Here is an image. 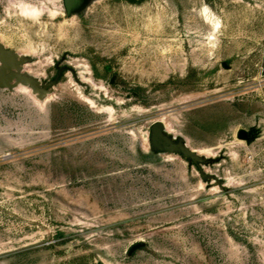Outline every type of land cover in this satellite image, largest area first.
<instances>
[{"label": "rangeland", "instance_id": "374dc122", "mask_svg": "<svg viewBox=\"0 0 264 264\" xmlns=\"http://www.w3.org/2000/svg\"><path fill=\"white\" fill-rule=\"evenodd\" d=\"M63 4L0 0V264H264V0Z\"/></svg>", "mask_w": 264, "mask_h": 264}, {"label": "water", "instance_id": "95a60500", "mask_svg": "<svg viewBox=\"0 0 264 264\" xmlns=\"http://www.w3.org/2000/svg\"><path fill=\"white\" fill-rule=\"evenodd\" d=\"M74 0H64V9L66 12H69ZM0 86L6 87L11 86L12 81L15 79L18 82L25 83L29 85L34 91H38L43 93L44 88H41L37 82V80L27 74H21L18 69L20 68V61L15 56V53L5 49L0 45ZM14 69V71H10ZM164 130V126L161 121L156 120L152 123L150 127V141L151 146L153 148L162 149L168 152H178L183 158H186L194 164H198L201 161V158L197 156L192 149L187 148V146L180 142H172L171 140L164 139L162 131ZM248 134L244 130H239L237 137L239 139H247Z\"/></svg>", "mask_w": 264, "mask_h": 264}, {"label": "bare ground", "instance_id": "6f19581e", "mask_svg": "<svg viewBox=\"0 0 264 264\" xmlns=\"http://www.w3.org/2000/svg\"><path fill=\"white\" fill-rule=\"evenodd\" d=\"M46 10L47 9H45L44 8V6L43 7H37L36 5H34V4H30V3H27V4H22L20 7H19V15L20 16H22L23 18H25V19H28V20H30V21H37L38 19H40L41 18V16L44 14V13H46ZM39 21V20H38ZM206 21V20H205ZM0 42H1V39H0ZM0 45H1V43H0ZM2 46V45H1ZM3 47V46H2ZM32 52V51H31ZM30 54V53H29ZM15 56H16V58L18 59V60H20V55L19 54H17V53H15ZM26 64V63H25ZM25 64H23V65H20V68H23V67H25ZM0 65H1V59H0ZM18 69V71L22 74L23 73V71L21 70V69ZM10 71H14V69H12V70H10ZM24 74V73H23ZM85 74V73H84ZM87 74V73H86ZM83 81H85V82H91L86 76L84 77L83 76ZM12 84L13 85H15L16 87H18V88H21V89H23V90H25V92L26 93H29L30 95H34V96H39V95H41V93L40 92H38V91H34L29 85H27V84H25V83H22V82H18V81H16L15 79L12 81ZM94 84V83H93ZM44 100L45 101H47L48 99H49V96H48V94H44ZM83 100H84V102H86L88 105H90V106H95L94 105V103H93V101L90 99V98H88V97H84L83 98ZM112 111V110H111ZM109 114H111L110 113V109H109ZM158 120L159 121H161V123L163 124V126H164V131H166V132H170V129H169V126H168V123H167V120H166V117L164 116V115H160L159 117H158ZM163 137H164V139H166L165 138V136L163 135ZM186 145V144H185ZM187 146V145H186ZM187 148H189L188 146H187ZM195 153H197V156H201V155H205V156H212V154L210 153V152H208V151H202V150H193Z\"/></svg>", "mask_w": 264, "mask_h": 264}]
</instances>
